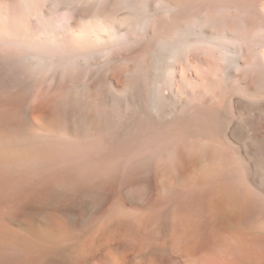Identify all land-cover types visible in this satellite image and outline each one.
Wrapping results in <instances>:
<instances>
[{"label":"bare ground","instance_id":"1","mask_svg":"<svg viewBox=\"0 0 264 264\" xmlns=\"http://www.w3.org/2000/svg\"><path fill=\"white\" fill-rule=\"evenodd\" d=\"M49 1L48 12L42 9L33 13L30 0H0V264H48L49 256L57 251L64 255L60 264H143L146 256L148 264H156L154 231L149 235L145 232L140 213L129 228L123 226V217L118 218L115 227L108 219L86 243L68 248L62 247L67 240L66 232L48 227L43 215L68 175L76 174L81 178L96 169L97 173L101 170L106 174L118 171L120 164L115 158L120 161L121 156L136 153L139 149L135 150V146L142 144L143 139L148 141L155 137V154L159 161L170 155L176 161L173 177L192 186L190 195L211 198L210 206L213 207L207 222L220 228L215 230L227 243L240 247L236 264H264L262 255L248 244L251 236L264 234V169L256 163L254 89L252 82L236 77L238 69L250 70L253 63L254 21L246 16L247 7L239 1L218 6L224 13H221L224 20L215 31L207 29L210 19L203 20L190 9H184L171 23L158 21L156 30L148 35L144 30L149 23L148 15L145 17V12L140 13L141 9L146 10L148 3L146 8H137L134 17L142 16L133 21L127 15L129 12L121 16L124 0ZM151 3L154 10L161 4L159 0ZM142 4L139 5L143 7ZM161 9L168 13L172 7L164 5ZM62 10L69 12L65 25L73 48L71 56L66 54L69 56L66 63L71 69L78 65L89 66L85 80L80 82L72 75L71 83L65 89L75 90L77 96L89 94L90 106L93 105L92 109L97 106L94 112L102 111L101 114L115 120L113 123L107 122L108 118L100 121L101 114H94L98 121L93 131L98 138L92 141L91 148L97 149L99 160L104 157L115 159V162L108 161L109 164L104 159L106 163H99L94 169L84 164L74 166L75 163L65 166L60 143L49 151L44 126L48 114L45 87L50 63L48 43L57 48L61 46L54 17ZM36 17L44 22L39 33L32 29V20ZM191 18H195L192 23ZM129 33L145 37L130 39ZM59 68L61 66L57 65L51 74L53 83L57 82ZM33 85L36 87L34 97L29 96V88ZM62 99V113L67 116L73 100L69 93ZM117 101L118 104L113 106ZM102 105L106 109L112 106L113 110L106 112L100 109ZM79 109L81 120L84 114ZM240 118H243L242 125ZM22 120L27 125L30 120H37L35 136L19 135ZM83 127L79 129L83 130ZM103 132L110 134L107 141L104 136V139L99 136ZM122 133L127 135L119 141L117 136ZM115 137L119 142L110 150H104L107 148L104 141L109 145ZM133 147L135 151H131ZM138 155L135 158H139ZM140 163L123 166L133 182L142 179L140 172L145 168L142 169ZM256 167L258 178H263H259L260 183L255 182ZM249 183L256 184L255 192ZM230 191L237 195L239 206L245 204L250 195L259 203V212L250 222L232 227L222 221L224 217L218 207ZM110 195L106 193L94 198L96 211L111 206L114 199ZM83 201L84 208L88 209L89 203L84 198ZM70 211L63 209L60 212L67 225L73 221ZM225 226L227 229L223 230Z\"/></svg>","mask_w":264,"mask_h":264},{"label":"rangeland","instance_id":"2","mask_svg":"<svg viewBox=\"0 0 264 264\" xmlns=\"http://www.w3.org/2000/svg\"><path fill=\"white\" fill-rule=\"evenodd\" d=\"M124 1L125 2L122 3L123 5H121V7H124L126 10H124V8L122 9L120 8L122 12L118 9V13L120 11L121 16L123 15L125 16L126 15L125 13L129 12L127 13V15L129 14L128 15V17L130 16L129 19L133 21L135 18H138L140 16L138 14L137 15L138 17H134L137 14L136 13L137 8L138 7L139 9L146 8L149 4L150 7L148 6L149 7V8L147 7L148 9L147 8L146 10L141 9L142 12H140L142 14L145 12L143 14L145 15V17H147L148 15L147 22L149 23L146 24L147 27L145 26L146 28L144 29L148 35H150L149 33H152L153 31L156 30V24L158 21L163 20L171 23L172 20H174V17L177 18V15L179 16L184 9H190L191 12H193L192 13L193 15H199L202 17L203 20L210 19L208 21L209 23L207 24V29H212L215 31V29L218 30L219 29L218 26L220 27L221 23H223L224 13L221 11L220 8L223 6L225 2L227 3L232 1H239L240 4L245 6V8L247 7L246 10L247 12L248 11L249 12L248 13L246 12V16L248 18L250 17L254 21L253 33L255 38L253 45L254 54L252 55L253 63H252V68L250 70L249 69L247 70L245 68L238 69L236 71V77H238L242 81L245 80L246 82L248 81L252 82V86L254 89L253 106H254V121H255V143H256V152H257L256 163L260 164V166H263L264 169V0H220V1L219 0H174L175 2L173 0L172 1L159 0L161 4L159 5L156 4L157 5L156 8L154 7L155 10L151 6L152 4L151 2H153L154 0H150V1L132 0V2L130 0L128 1L124 0ZM126 2H129V4ZM125 3L126 5H124ZM218 3L220 5H218ZM139 4H142L143 7L140 6ZM30 5H31L30 7H32L31 12L33 13L34 12L39 13L41 12L42 9H43L42 11L48 12L51 8V2L49 0H32V1L30 0ZM164 5L165 6L167 5L170 8L172 7V9L168 11V13L163 12V9L161 8ZM176 6L177 8L178 7L180 8H178L177 10ZM203 7H205V9ZM36 8L38 9L36 10ZM154 11L158 14H156ZM221 13L223 14L221 15ZM59 16L56 15L54 17V22L57 23L59 29L61 46L57 48L48 43L47 59L49 60L48 63L49 62L50 63L46 73L48 79L45 82L46 85L45 87L47 90L46 98L48 102V114H47V118L45 119L44 126L47 133L49 151L53 148V146L56 143H60L62 156H63V164L65 166L68 165L72 166L75 163L74 166L84 164L87 165L88 167L95 168V166H98L99 163L100 164L106 163V161L115 162L114 161L115 159L120 164L119 170L114 171L115 173L109 172L108 174H106V171L103 173V171L101 170H99L101 173L100 172L97 173L96 172L97 169H96L92 173L90 172L89 173L90 175L88 174L89 176L84 175L86 178H84V176H81L80 178L76 174H70L68 175L69 177H67L68 179L66 178V183H64V185L60 189H58V191L50 199V203L46 208V210L44 211L43 215L44 218L46 219L45 223H47L48 227L55 228L58 231L60 230L66 232L67 240L65 241L62 247L68 248L71 245L86 243L89 237L93 233H95V231L98 228H101L103 225H105V223L108 222L109 220H112L111 221L113 224L112 227H115L114 225L117 224V222L119 221L118 218L122 219L123 217V221L125 223V225L123 226H125L126 228L128 226L129 228V226H132L134 224L135 220L137 219L136 218L137 215L139 216L140 213L144 221L143 223H145L144 224L145 232H147V234L148 233L150 234L151 232L154 231L155 245H156V264H236L237 260L235 257L240 255L241 253L240 247L235 243H231V244L227 243L220 236L221 234L219 235L218 232L215 230V228L216 229L217 228L220 229V228L216 227L214 224H209L207 222V220L210 217V212L212 213L211 208L213 206H210L211 198L203 197L202 199V197H196L193 194L190 195L189 190L190 188H192V186L187 182H184L182 180L173 177V173L176 170L175 168L176 161L174 162L175 159H173L172 155H170L171 157L169 156V158L168 156L163 157L165 160L160 159L161 161H159L158 156L155 154L157 148L155 147L156 137L153 138L154 140L151 139L152 141L151 140L145 141L143 139L142 140L143 142L141 141L142 144L139 143V146L138 145L135 146L137 148L135 147L132 148L131 151H135L139 149L138 151L141 154L138 153V151H136L137 155L139 154L138 155L139 158L138 157L135 158V156H137L136 153L133 154V152H130V154L128 155L121 156L123 157V159L120 158V161L118 158L115 159L112 158L110 160L108 157L107 158L104 157L101 158L102 160L101 159L99 160V157H97L96 155L97 149L95 147L91 148L93 146L92 141L98 138V135L95 133V131H93V129L96 125V122L100 119L106 121L108 118L107 122L110 123H113L115 120H113L108 115L101 114L102 111H100L101 113L99 112L95 113L94 109H96L97 106L96 108L92 109L93 105H91L92 107L90 106L91 104L89 103L90 99L87 98L89 97V94L82 93L79 94L80 96H77L78 94L76 93L75 90L69 91L67 89L68 90L67 91L65 89L66 88L65 86L71 83L70 77L72 75H74L75 78L78 79L80 82L85 80V77L88 72L87 69H89V66L78 65L76 68L71 69L72 67H70V64L66 63L67 58L69 57L66 54L70 56L73 54V48L72 46H70L71 45L69 40L70 37L66 30L67 25H65L69 17V12L67 10H62ZM33 19L35 20V21L32 20L34 22V23L32 22L33 32L34 33L41 32L43 30L42 27H44V22L40 20V18L38 17ZM194 20L195 18H191L190 22L192 23ZM48 23L49 22H47V24ZM210 24H212L213 26L212 25L210 26ZM128 36L130 39H137V38L142 39V37H145L143 34H140L139 36V34H133V33H129ZM121 49L122 46L120 47V50ZM57 65H60L61 68H59V70L57 71L58 72L57 75L58 77L56 80L57 82L55 81L56 83H53V81H51V74L53 73ZM204 69L206 68L204 67ZM131 81L133 80L131 79ZM35 92H36V87L33 85L29 88V94H30L29 96L34 97ZM67 93L71 95L73 102L71 101V103L69 104L68 107L69 114L65 116L62 113L64 106L63 103L64 101L62 97L64 96V94L66 95ZM238 96L239 98L240 97L243 98L240 94H238ZM77 97L79 98V100ZM231 98L232 97L230 96L229 97L230 107L233 110L231 105ZM116 103L118 104V101L113 102V104L111 102L113 106H116ZM121 105H122L121 106L122 109H124L123 102ZM78 109L79 111L81 110L80 112L85 115V116L83 115L84 119L82 118L81 120H79L80 118L78 117V112H77ZM100 109H103L106 112H110L112 106H109V108L106 109V107H103L102 105ZM94 114L95 115L97 114L98 116L101 114L103 118L100 115L99 119L97 120L98 116H95ZM80 121H82L84 125H82ZM242 123H243V118L242 119L240 118L239 124L242 125ZM36 124H37V120H30L28 122V125L27 122L22 120V122H20L19 124L20 125L19 135H22L24 133H29L32 136H35L36 128H37ZM80 126H84L83 130L79 129ZM106 133L107 132H103L99 136H101L103 139L105 137L104 140L107 141L106 138H109L110 134L108 135ZM138 133L140 135H144V133L142 132L141 133L138 132ZM126 135H127L126 133H122V135L117 136L118 140L120 141L124 139ZM117 137H115V139L113 138V141L115 140V142H113L112 140L110 141L109 145L111 146L107 144L108 142L104 141L107 147L104 150L107 149L110 150V148L115 146L119 142L117 140ZM74 139H76L77 142ZM237 146L241 151V146L238 143ZM77 147L79 150L76 149ZM81 148L84 149V151ZM134 148L135 150H133ZM144 150L145 152L148 153H145ZM152 154L154 155L152 156ZM130 156L132 157L130 158ZM127 158L128 160H126ZM156 159H158V161ZM151 160H153L154 162ZM137 161L139 163L141 162L140 164H143L141 165V167L142 169L145 168V170L141 169L142 173L140 172V174L142 175V179L139 180L138 182L135 181L133 182V180L129 177L128 171L123 169V166L124 165L129 166L135 164V162L138 163ZM120 162H122L123 164ZM255 170L257 173V176L255 177L256 178L255 182L260 183L261 182L260 179L262 180L263 178H260V176H259L260 179L258 178L259 175L258 167H256ZM149 175H151L152 177ZM249 184L251 185L250 187L252 191L255 192V190H257L256 184L253 183H249ZM105 187L108 188L106 189ZM107 190L109 191V193L107 192ZM230 192L228 193V195H226L224 202L218 207L219 211L224 217V219L222 218V221L223 220L226 221L228 225H231L232 227L236 226L237 223H240L242 225L250 222L259 212L258 211L259 203L257 202V200L254 198L253 195H250L246 203L239 206L236 200L237 195L235 193L232 192L230 193ZM106 193L108 195L110 194L113 195L114 200L112 201L114 202L111 204V206L109 205L110 207L106 208V210L109 209L107 210V212L106 210H102L104 213L101 214L102 211H96L97 205L96 203H94L95 201L94 198L97 196L99 198ZM109 197H111L112 199L111 195ZM83 198L86 199V201L89 203L88 209H85L83 206V202H84ZM64 206L67 207L63 208ZM92 206H94L93 209L95 210V212L92 210ZM139 206H140V210H138ZM69 208L71 209V211ZM63 209L68 210V212L70 211V214L73 215L71 216V218H73L71 225H67L64 220L65 218L61 215L60 212H62ZM134 210L136 211V213ZM151 225H153L154 229L153 227H151ZM149 227L152 229L150 230ZM224 229H227V226H225L223 230ZM248 244L254 247V249H256L264 259V234H255L254 236H251L249 238ZM59 252L60 251L55 252L53 256L51 255L52 257L49 256L50 260L48 264H60L63 262L64 259L62 260L60 259L64 258L63 257L64 255L59 254ZM56 253H58V255ZM55 256L56 258H54ZM146 258L147 256L145 257L143 264L144 263L148 264Z\"/></svg>","mask_w":264,"mask_h":264}]
</instances>
